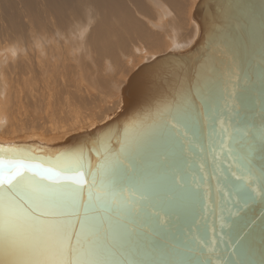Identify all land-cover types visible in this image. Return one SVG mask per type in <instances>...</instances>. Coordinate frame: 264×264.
<instances>
[{
    "label": "water",
    "instance_id": "1",
    "mask_svg": "<svg viewBox=\"0 0 264 264\" xmlns=\"http://www.w3.org/2000/svg\"><path fill=\"white\" fill-rule=\"evenodd\" d=\"M191 18L193 45L139 65L102 121L0 143L36 163L124 160L102 233L115 264H264V0H197Z\"/></svg>",
    "mask_w": 264,
    "mask_h": 264
},
{
    "label": "rangeland",
    "instance_id": "2",
    "mask_svg": "<svg viewBox=\"0 0 264 264\" xmlns=\"http://www.w3.org/2000/svg\"><path fill=\"white\" fill-rule=\"evenodd\" d=\"M196 1L155 0L153 3L151 0H0V37L13 44L12 47L18 45L25 50L26 41H29V36L32 35L31 28L35 26L34 31L38 34L43 30L50 33V26L54 28L53 31L57 29V32L61 30L62 33L63 30L61 39H69L65 32L72 27L81 38L78 37L76 41L69 39V42L82 49L79 61L82 69H76L70 60H64L63 63H56V68L50 75L38 76L31 81L32 75L29 71L38 70L31 58L34 51L20 54L15 49L11 57L6 60H2V57L0 68L5 69L8 82L14 83V77L18 80L16 88H21V92L16 91L6 96L0 86V107L6 116L25 122V118L31 114L32 104L36 102L37 93H42L41 105H47L49 118L46 119L41 107L37 114L40 116L35 119L29 117L26 124H31L27 127L34 125V129H39L40 132L43 128L47 130L53 127L51 121L57 126L59 122L68 120L78 127L81 120L79 125L84 128L88 126L87 119H78L77 115L72 114L74 110L83 112L84 109H88L89 114L94 112L91 116H95L92 119L96 120V123L102 121L105 114H110L117 108L114 104H119V92L117 94L114 89L110 98L103 101V105L99 93L112 90L111 85L120 89L132 71L154 57L170 51L181 52L192 45L197 35V27L191 18ZM105 16L108 18L107 27L104 23ZM172 31L175 37L170 39ZM44 33L47 34L45 31ZM119 36L125 39L120 41ZM151 37L157 39L153 49L149 48L148 44ZM151 41L154 42L153 39ZM169 41L175 47L170 45L168 49L166 44H169ZM73 52L77 54L76 50ZM10 87L15 88V85L11 84ZM93 103L97 104L95 110ZM15 105L17 109L14 108ZM66 129L70 128L67 126ZM15 134L20 135V132ZM12 135L14 136L7 134Z\"/></svg>",
    "mask_w": 264,
    "mask_h": 264
},
{
    "label": "snow or ice",
    "instance_id": "3",
    "mask_svg": "<svg viewBox=\"0 0 264 264\" xmlns=\"http://www.w3.org/2000/svg\"><path fill=\"white\" fill-rule=\"evenodd\" d=\"M34 160L0 148V264H115L102 233L106 214L122 206L124 160L98 170L85 167L82 153Z\"/></svg>",
    "mask_w": 264,
    "mask_h": 264
},
{
    "label": "bare ground",
    "instance_id": "4",
    "mask_svg": "<svg viewBox=\"0 0 264 264\" xmlns=\"http://www.w3.org/2000/svg\"><path fill=\"white\" fill-rule=\"evenodd\" d=\"M151 2H155V0H151ZM139 6V5H138ZM30 14V13H29ZM23 15V14H22ZM27 15V14H26ZM28 16V15H27ZM26 16V17H27ZM30 16V15H29ZM31 18V17H30ZM41 18V17H40ZM39 18V19H40ZM129 18V17H128ZM162 18V17H161ZM27 19V18H26ZM166 19V18H165ZM29 20V19H28ZM32 20V19H31ZM29 21L32 23V21ZM160 20V19H159ZM162 20V19H161ZM34 21V20H33ZM43 21H45L43 19ZM46 22V21H45ZM48 22V21H47ZM160 22V21H159ZM162 22V21H161ZM160 22V23H161ZM194 22V21H193ZM36 23V22H35ZM43 23V22H42ZM104 23H105V27H107L109 24H108V18L107 16H105L104 18ZM165 23V22H164ZM170 23V22H169ZM46 24V23H45ZM49 24V23H47ZM51 24V23H50ZM25 25V24H24ZM44 25V24H43ZM196 25V24H195ZM37 26V25H36ZM52 26H54V24H52ZM22 27V26H21ZM26 27V26H25ZM35 27V26H34ZM34 27L33 29L31 28V34L30 35L28 33V36H29V41H26V45L27 47L25 48V50L21 47V46H18L17 47H12L13 44H10L9 41H5L4 39H1L0 37V59L3 57L2 60H6L7 57H11L14 52H15V49H17L18 53L20 54H23L24 52H27L29 53L30 51H34L35 53L32 54V59L35 61L36 63V67H37V72L34 70V71H29V73L32 75V77L30 78V81L31 80H35L34 78H38V76H45L46 74L47 75H50L56 68V63L57 62H64V60H70L73 64H75L76 66V69H82V64L80 66L79 64V61H80V56H81V52H82V49L81 48H77L73 45V43H70L69 42V39L72 40V41H76L78 40V37L81 38V36H79L76 31L71 27L70 29H67V31L65 32L66 35L69 37V39H66V38H60L61 35H64V32L62 30V33H60L61 30H59L57 32V29H55L53 31L54 28L50 27V33L47 32L46 30H43V31H39L40 34H38L37 32L34 31ZM38 27V26H37ZM48 27V26H47ZM197 27V26H196ZM20 28V27H19ZM38 29V28H37ZM190 30V29H189ZM27 31V30H26ZM44 31L47 33L45 34ZM52 31V32H51ZM165 31V30H164ZM195 31V30H194ZM13 32V31H11ZM10 32V34H11ZM167 33V32H166ZM9 34V33H8ZM127 34V33H126ZM197 34H198V29H197ZM174 35V36H173ZM6 36V34H5ZM10 36H13V35H10ZM167 37V36H166ZM175 37V34L174 32L172 31V35L170 37V39H173ZM197 37V35H196ZM142 38V37H141ZM144 38L146 39V36H144ZM153 39L154 42H152L151 40L152 39H149L148 40V44H149V48L153 49L154 46L157 44L155 43V41L157 40L156 37L155 39L153 37H151ZM169 38V37H168ZM6 39V38H5ZM122 39H125V37H122V36H119V40L122 41ZM196 40V38H194ZM16 40V39H15ZM192 42V45L194 43V41ZM147 41V40H146ZM189 41V40H188ZM14 42V41H13ZM17 42V40L15 41ZM18 43V42H17ZM16 43V44H17ZM25 43V42H24ZM186 43V42H185ZM188 44V43H187ZM49 47H47V46ZM167 48L169 49V46H174L173 44H171V42L169 41V44L167 43ZM177 45V44H175ZM190 45V44H189ZM191 45V46H192ZM158 46V45H157ZM188 46V45H187ZM190 46V47H191ZM175 47V46H174ZM188 47V48H190ZM166 48V49H167ZM187 48V49H188ZM77 51V54H75L73 51ZM66 51V53L64 54V52ZM170 52H174V51H170ZM167 53V52H166ZM160 56V55H159ZM157 57V56H156ZM68 58V59H67ZM77 58V59H76ZM153 58V57H152ZM155 58V57H154ZM153 58V59H154ZM30 60V58H28ZM151 61V60H150ZM149 62V61H148ZM28 63V62H27ZM146 63V62H145ZM65 72V71H64ZM78 73L80 72L79 70L77 71ZM82 72V71H81ZM82 74V73H81ZM16 75V74H15ZM8 75L6 74V71L4 68H0V86H2V92L6 94V96H9V94L13 93V92H16V91H20L21 92V88H16V85L19 84L18 83V80L14 77V83L12 81V83L8 82ZM77 76V75H76ZM17 77V76H16ZM52 77V76H51ZM78 77V76H77ZM88 77V76H87ZM11 78V77H9ZM24 78V77H23ZM23 78L21 79L23 81ZM82 78V76H81ZM12 79V80H13ZM29 79V78H27ZM25 79V83H24V89H26V80ZM10 80V79H9ZM57 82V81H56ZM126 82V81H125ZM65 83V82H64ZM13 84L15 85V88H11L10 85ZM56 85V83H53ZM45 85V84H44ZM124 86V85H123ZM122 86V87H123ZM50 87V86H49ZM64 87V86H63ZM121 87V88H122ZM118 87L114 86V85H111V89L110 91H108L107 93L105 92H101L99 93V99L102 101V105H103V101L107 100L110 98V95H111V92L114 91V89L117 90V94L118 92H120V89H117ZM54 90V88H53ZM99 90H102V89H99ZM100 92V91H99ZM54 96V95H53ZM118 96V95H117ZM2 97V96H1ZM98 98V97H97ZM42 93H37V97H36V102L32 104L31 106V114L28 115L26 118H25V122H23V120L20 122V119L18 118H12L11 116L8 117L5 115V113L3 112L2 110V107H0V143H12V142H16V141H26V140H29V141H34V140H38L40 141L41 144H44V145H53L55 144L56 142H58V140H61L62 138H64V135H68L72 132H76V131H79L81 129H84L88 126H92L94 125L96 122V120H93L92 118H94L95 116H91V114L94 115V112H92L91 114L88 113V109H84L83 112L79 111V110H74L72 111V114H75L78 116V119H87L86 123L88 126H84V128L81 127V120H80V123H78V127L77 125L73 124V119L72 122L73 123H69L68 120L66 122H59L56 126L55 122L51 121V124L53 127L49 128V129H41L40 132L39 129H34V125L30 126V127H27L28 125H30L31 123L29 124H26L27 121L29 120V117H33L34 119L39 117L37 114H39L38 112L40 111V108L43 106L41 105V102H42ZM14 101V100H13ZM45 101V100H44ZM114 101V100H113ZM119 102V101H118ZM4 104V103H3ZM14 105V104H13ZM0 106H2L0 104ZM68 106V105H67ZM114 106H118L117 103L114 104ZM87 107V105L85 106ZM97 108V104L96 103H93V109L95 110ZM100 107V106H99ZM102 107V106H101ZM16 105H15V107ZM44 109V116L46 117V119H48V108H47V105L42 107ZM103 108V107H102ZM5 109V108H4ZM100 110V109H99ZM30 111V109H29ZM91 111V110H90ZM15 112V111H13ZM96 112V111H95ZM36 115V116H34ZM74 115V117H75ZM95 115H97L95 113ZM104 116V115H103ZM106 116V114H105ZM73 117V118H74ZM87 117V118H86ZM52 118V117H51ZM76 118V117H75ZM102 118V117H101ZM77 119V120H78ZM96 119V118H95ZM39 120V119H38ZM76 120V121H77ZM31 121V120H30ZM98 121V120H97ZM35 122V121H34ZM32 122V123H34ZM37 122V121H36ZM84 122V121H82ZM76 123V122H75ZM37 124V123H36ZM44 124V123H43ZM83 124V123H82ZM85 124V123H84ZM45 125V124H44ZM75 125V126H74ZM46 126V125H45ZM48 126V125H47ZM67 126L71 129H66ZM81 127V128H80ZM73 128V129H72ZM66 130V131H64ZM2 131H5V133H2ZM18 132H21L24 134V137L22 135L20 136H17V134L15 133H18ZM6 134H14V136H10V138H6L5 135Z\"/></svg>",
    "mask_w": 264,
    "mask_h": 264
}]
</instances>
